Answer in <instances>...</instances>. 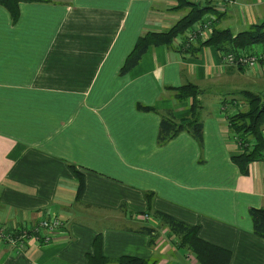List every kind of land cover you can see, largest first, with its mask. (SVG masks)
Returning <instances> with one entry per match:
<instances>
[{"label": "crops", "instance_id": "0c3cea01", "mask_svg": "<svg viewBox=\"0 0 264 264\" xmlns=\"http://www.w3.org/2000/svg\"><path fill=\"white\" fill-rule=\"evenodd\" d=\"M235 1L230 11L245 7L247 15H230L225 28L238 16L248 26L259 22L255 7L264 0ZM176 4L23 2L15 23L0 6V224L30 228L47 216L63 220L47 244L21 249L0 240V264H90L97 236L109 259L198 264L155 220L157 210L198 225L202 239L231 251L229 264H264V238L253 233L248 213L264 207V163L252 162L245 175L233 163L239 147L225 107H201V148L187 132L157 143L160 113L189 115L190 99H177L168 87L223 88L217 81L249 70L225 66L212 47L185 54L172 43L148 47L132 69L119 73L140 35L166 30L186 14ZM250 73L254 84L264 85V70ZM70 165L84 175L79 199ZM144 226L154 228L152 244Z\"/></svg>", "mask_w": 264, "mask_h": 264}, {"label": "trees", "instance_id": "16d2710c", "mask_svg": "<svg viewBox=\"0 0 264 264\" xmlns=\"http://www.w3.org/2000/svg\"><path fill=\"white\" fill-rule=\"evenodd\" d=\"M54 1L68 3L70 0H0V6L8 12L12 22L15 23L20 15V3H51ZM175 1L177 4L174 8H187L186 14L166 30L160 32L147 31L140 35L119 69L120 75L132 69L139 62L142 54L148 47L156 45L171 47L173 40L182 36L183 32L198 22L203 15L214 13L217 15L216 21L224 15L223 12H218L214 4H210L211 2L201 4L190 0ZM213 28L208 39L192 44L185 54H196L203 46L214 48L216 51L222 53V56L227 52L252 50L259 45H262L264 48V17L261 21L250 24L246 29L237 33H233L230 28L215 27V25ZM168 88L176 92L177 99H190L189 115L176 118L171 110L160 113L157 143L159 145L165 144L174 139L179 133L187 132L197 141L201 148L203 143V122L200 118V109L202 105L198 98L201 88L193 83H185ZM240 92L247 102V107L245 110L229 114L227 122L231 137L239 147V152L232 155L231 160L237 165L240 173L245 175L248 174L249 165L252 162H264V135L262 134L264 126V95L262 94L263 91L252 92L241 90ZM234 102L238 101L235 100ZM136 108L157 111L155 107L141 103H136ZM70 167L77 181L75 198L79 199L84 191V175L80 171L75 170L73 165H70ZM248 213L253 233L264 238V207H250ZM152 215L159 225L177 237V246L189 251L198 264L230 263L231 251L202 239L199 235L198 225H190L181 219L158 210L154 211ZM142 231L149 234V243L152 244L156 237V235H152L154 228L144 226ZM92 244L93 253L88 256L90 264H108L109 262L113 264H156L155 260L134 255H120L117 258L109 259L102 252L100 236L95 237Z\"/></svg>", "mask_w": 264, "mask_h": 264}, {"label": "built area", "instance_id": "2783aa9c", "mask_svg": "<svg viewBox=\"0 0 264 264\" xmlns=\"http://www.w3.org/2000/svg\"><path fill=\"white\" fill-rule=\"evenodd\" d=\"M218 12H227L230 5L235 4V0H212ZM217 15L207 13L203 17L187 28L182 36L173 40V43L178 46L182 52H186L191 48V45L208 39L212 32V26L215 24ZM222 63L225 66L236 68H245L252 72L264 69V48L252 49V52H227L222 56ZM264 135V126L262 128ZM264 163V162H263ZM146 221H151L152 218L147 213L142 215ZM153 224L152 222H149ZM63 226V220L59 216H47L40 219L34 226L27 228L21 226L19 228H6L0 224V240L16 245L24 249L27 243L47 244L53 239V235Z\"/></svg>", "mask_w": 264, "mask_h": 264}, {"label": "rangeland", "instance_id": "374dc122", "mask_svg": "<svg viewBox=\"0 0 264 264\" xmlns=\"http://www.w3.org/2000/svg\"><path fill=\"white\" fill-rule=\"evenodd\" d=\"M243 9H239V11L231 10L230 12H225V16L220 21V26L224 27L228 23V19L230 15H247V8L242 7ZM238 10V9H237ZM256 15H262L261 18L257 19V21H261L264 17V4L255 7ZM244 16H238L235 19L230 20V28L232 31L236 30H244L248 27L247 23H243ZM243 23V26L239 27L237 24ZM258 49H262L263 46H257ZM236 68V67H235ZM264 70V69H263ZM253 75L249 71H246L245 75L236 74V77L229 80H219L218 83H224L223 88L218 84H205L200 90L201 93L199 94L198 98L201 102V105L204 109L211 110L212 107L217 103L218 105L221 104L222 107H225L224 113L229 112L233 114L236 111L245 110L247 107V103L244 96L241 94V90H248L252 92H264V85L260 79L259 82L254 84L255 79L252 78ZM231 89V90H230ZM262 92V94H263ZM188 100V99H187ZM224 100L233 102L238 101V106L235 107L234 105L222 103ZM221 110V106H220ZM0 123H2V118L0 117Z\"/></svg>", "mask_w": 264, "mask_h": 264}, {"label": "bare ground", "instance_id": "6f19581e", "mask_svg": "<svg viewBox=\"0 0 264 264\" xmlns=\"http://www.w3.org/2000/svg\"><path fill=\"white\" fill-rule=\"evenodd\" d=\"M212 31H213V27H212ZM211 33H212V32H211ZM211 33H210V34H211ZM238 52H245V53H249V52H252V50H246V51H245V50H243V51H238Z\"/></svg>", "mask_w": 264, "mask_h": 264}, {"label": "water", "instance_id": "95a60500", "mask_svg": "<svg viewBox=\"0 0 264 264\" xmlns=\"http://www.w3.org/2000/svg\"><path fill=\"white\" fill-rule=\"evenodd\" d=\"M263 95H264V92H263Z\"/></svg>", "mask_w": 264, "mask_h": 264}]
</instances>
